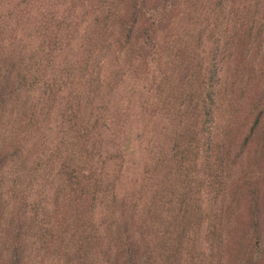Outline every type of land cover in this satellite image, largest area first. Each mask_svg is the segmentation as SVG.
Instances as JSON below:
<instances>
[{
    "label": "trees",
    "instance_id": "16d2710c",
    "mask_svg": "<svg viewBox=\"0 0 264 264\" xmlns=\"http://www.w3.org/2000/svg\"><path fill=\"white\" fill-rule=\"evenodd\" d=\"M182 1L0 0V264H264V90L217 199L220 79L192 106L168 89Z\"/></svg>",
    "mask_w": 264,
    "mask_h": 264
},
{
    "label": "rangeland",
    "instance_id": "374dc122",
    "mask_svg": "<svg viewBox=\"0 0 264 264\" xmlns=\"http://www.w3.org/2000/svg\"><path fill=\"white\" fill-rule=\"evenodd\" d=\"M182 2L181 9L192 11L194 15L193 19L186 18L183 22L182 28L187 33L181 34L178 40L180 51L172 59L175 61L173 74L177 78L182 77L186 68L183 66H186L187 60L191 64L189 66L191 73L180 79V88L176 85L177 78H173L172 88L168 89L173 92V100L183 96L187 100L186 103L192 106L199 97H194L190 101L189 96L192 95V90L197 96L201 92L199 84L202 79V68H206L207 80L214 82L220 79L218 85H212L207 89L209 94L215 92L217 95L215 116L220 134L217 147L219 154L211 158L208 164L209 170L212 166L216 167L214 171L211 170L212 181H215L212 190L221 191L217 199H225L230 197L222 195L226 193L227 185L230 184L232 192L239 183L238 180H241L244 169L253 159L254 139L252 141L250 139L244 153L240 155L237 152L259 111L258 98L262 96L264 90V0ZM116 56H118L116 46L113 45L105 58L102 69L104 73L112 71ZM165 83L170 85V81ZM204 92L206 93V90ZM157 100L155 97V103ZM170 147L171 143L167 142L164 147L165 166L171 159ZM206 152L197 150L193 153L195 161L191 171L193 177L194 173L202 176L205 169L202 168L201 162ZM156 156L154 153V158ZM149 162L151 165L152 161ZM113 165L114 161H109L106 169ZM118 165L116 162L115 167ZM200 180L202 181V178ZM102 206L95 205V215L90 217L91 219L96 220L104 216V212L100 211Z\"/></svg>",
    "mask_w": 264,
    "mask_h": 264
}]
</instances>
